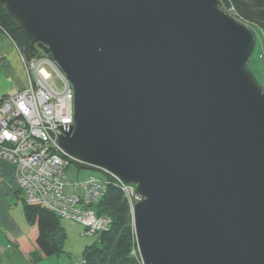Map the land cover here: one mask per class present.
<instances>
[{"label": "water", "instance_id": "obj_1", "mask_svg": "<svg viewBox=\"0 0 264 264\" xmlns=\"http://www.w3.org/2000/svg\"><path fill=\"white\" fill-rule=\"evenodd\" d=\"M74 87L61 147L137 184L145 264H264V89L221 0H0Z\"/></svg>", "mask_w": 264, "mask_h": 264}, {"label": "built area", "instance_id": "obj_2", "mask_svg": "<svg viewBox=\"0 0 264 264\" xmlns=\"http://www.w3.org/2000/svg\"><path fill=\"white\" fill-rule=\"evenodd\" d=\"M21 57L28 86L0 98V160L12 165L26 204L48 209L81 224L85 234L98 236L109 229L111 219L98 215L94 205L106 194L110 180L117 181L126 197L133 195L131 184L107 170L114 178L91 175L83 181L68 180L66 170L72 162L86 165L60 144V137L75 127L74 87L46 57L30 63L23 53Z\"/></svg>", "mask_w": 264, "mask_h": 264}, {"label": "trees", "instance_id": "obj_3", "mask_svg": "<svg viewBox=\"0 0 264 264\" xmlns=\"http://www.w3.org/2000/svg\"><path fill=\"white\" fill-rule=\"evenodd\" d=\"M221 8L254 28L259 27L264 31V0H221ZM0 30L5 31L12 38L28 59L43 56V52L28 38L2 3H0ZM248 69L252 71L249 67ZM76 163L81 168L88 167ZM91 168L97 167L91 166ZM104 176L109 175L104 173ZM94 207L98 215L110 216L111 223L108 230L101 232L95 241L85 245L82 251V260L86 262L85 264H139L140 256L133 214L130 203L117 181L110 180L106 194ZM24 213L28 223L37 227L38 250L32 252L34 258L40 259L43 255L51 256L65 251L64 241L68 234L57 214L40 206L26 204L25 201Z\"/></svg>", "mask_w": 264, "mask_h": 264}, {"label": "crops", "instance_id": "obj_4", "mask_svg": "<svg viewBox=\"0 0 264 264\" xmlns=\"http://www.w3.org/2000/svg\"><path fill=\"white\" fill-rule=\"evenodd\" d=\"M261 34L263 35V33ZM260 43L261 49L258 56L260 63L257 65V73L264 81V41L261 39ZM28 81V72L21 53L12 38L4 31H0V98L10 92L25 89L28 86ZM7 167L9 170L6 173L5 168ZM1 189L4 190L5 195L19 191L14 180L13 167L4 160H0V192ZM37 233V227L29 224L27 219L25 222H20L13 215L0 216V264L77 263L72 260L63 261V258L59 256L54 258L53 255H43L40 259L34 258L32 252L38 250L36 246Z\"/></svg>", "mask_w": 264, "mask_h": 264}, {"label": "rangeland", "instance_id": "obj_5", "mask_svg": "<svg viewBox=\"0 0 264 264\" xmlns=\"http://www.w3.org/2000/svg\"><path fill=\"white\" fill-rule=\"evenodd\" d=\"M231 16H233L235 19H237L240 22L245 23L247 26H249L252 29V31H253V33L255 35V43L256 44H255V48H254L252 57H251L248 65H247V68L249 67L252 70L251 72L253 73V76H254L255 80L264 89V81L257 73V68H258L257 65L260 63V59L258 58L259 52H260V49H261V47H260L261 43L260 42H261V39L264 41V37H263L264 34L262 35L261 33H263L264 31H261L259 29V27L254 28V26H251L246 21L236 17L234 14H232ZM18 24H19V22H18ZM0 31H2V30H0ZM34 44H36V46L38 47L37 43H34ZM15 45L18 48L19 52L22 54V52L20 51V49H19V47L17 46L16 43H15ZM43 56L54 63L51 54H46V53L43 52ZM35 58H39V56L38 57H32V58H29V59L27 58V61L29 60L28 63H30ZM48 69L51 70L50 67H48ZM56 78H57V76H56ZM59 87L62 88V86H59ZM5 170H6V173H7L9 168L7 167V168H5ZM101 170L97 169V168H91V167H82L81 168V167L78 166V164L76 162H73L67 168L66 173H67L68 180L72 181V182L83 181V180L87 179L91 175H95L97 177H104V173L109 175L111 178H114L112 176V174L107 172L105 169H101ZM129 184H131L130 191H131V193L133 195H132V197H130V196L128 197L127 196V198H128L129 203H130L131 211L133 212L136 203L141 201L143 199V197L138 192L137 184H135V183H129ZM68 189H70V187H68ZM22 196H23L22 193L19 192V191H18V193L17 192L16 193L11 192L9 195H5L4 194V190L1 189V192H0V216H5V215L7 216L9 214V215H13L20 222H22V221L25 222L26 219H25L24 212H23V199H22ZM101 216L111 219V217L108 216V215H101ZM61 223H62L63 226H65V228L67 230V234H68L67 237L65 238V241H64V250L65 251L60 253L59 255H53V257L57 258L59 256L60 258H63L62 259L63 261L72 260V261H75V262H79V261L82 260V251H83L85 245L95 241L97 239V236L85 234L84 227L81 224L74 223V222H72V221H70L68 219L61 218ZM137 249H138V247H137ZM139 256H140V253H139ZM143 263L144 262H143V260H142V258L140 256L139 264H143Z\"/></svg>", "mask_w": 264, "mask_h": 264}, {"label": "bare ground", "instance_id": "obj_6", "mask_svg": "<svg viewBox=\"0 0 264 264\" xmlns=\"http://www.w3.org/2000/svg\"><path fill=\"white\" fill-rule=\"evenodd\" d=\"M129 184V183H128Z\"/></svg>", "mask_w": 264, "mask_h": 264}]
</instances>
